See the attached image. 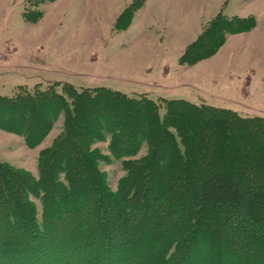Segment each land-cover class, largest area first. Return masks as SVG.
<instances>
[{"label": "trees", "instance_id": "trees-1", "mask_svg": "<svg viewBox=\"0 0 264 264\" xmlns=\"http://www.w3.org/2000/svg\"><path fill=\"white\" fill-rule=\"evenodd\" d=\"M221 16L187 48L190 64L214 54L224 30L256 25ZM163 102L161 115L144 97L72 85L0 95V128L28 145L65 118L39 177L0 161V264H264V118ZM107 140L127 171L115 190L100 167L110 157L94 148Z\"/></svg>", "mask_w": 264, "mask_h": 264}, {"label": "rangeland", "instance_id": "rangeland-1", "mask_svg": "<svg viewBox=\"0 0 264 264\" xmlns=\"http://www.w3.org/2000/svg\"><path fill=\"white\" fill-rule=\"evenodd\" d=\"M245 1L0 0V95L23 88L34 92L36 85L42 90L54 86L58 93L67 85L105 87L152 100L161 115L163 100L184 99L264 118V0ZM27 11L43 16L31 22ZM219 14L230 20L253 17L256 25L248 31L224 30L216 37L222 38L216 52L190 64L184 58L187 48ZM64 119L59 114L35 146L0 128V161L39 177L41 155L62 136ZM96 147L110 157L100 167L115 190L127 172L123 159L111 154L109 140ZM146 153L144 145L133 158ZM34 200L41 214V201Z\"/></svg>", "mask_w": 264, "mask_h": 264}, {"label": "crops", "instance_id": "crops-1", "mask_svg": "<svg viewBox=\"0 0 264 264\" xmlns=\"http://www.w3.org/2000/svg\"><path fill=\"white\" fill-rule=\"evenodd\" d=\"M256 1V0H255ZM246 1L245 0H242V4H244ZM250 2H254V0H251ZM249 3V2H248ZM246 5V4H245ZM242 17H245V16H243V15H241ZM260 24H262V23H260Z\"/></svg>", "mask_w": 264, "mask_h": 264}]
</instances>
